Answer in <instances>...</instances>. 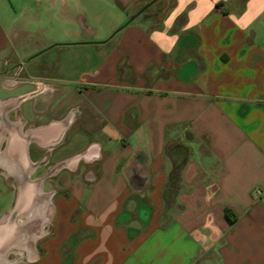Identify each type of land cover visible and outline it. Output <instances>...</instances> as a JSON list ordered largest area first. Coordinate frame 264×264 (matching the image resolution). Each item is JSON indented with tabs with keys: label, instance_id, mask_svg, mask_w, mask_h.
I'll list each match as a JSON object with an SVG mask.
<instances>
[{
	"label": "crops",
	"instance_id": "obj_1",
	"mask_svg": "<svg viewBox=\"0 0 264 264\" xmlns=\"http://www.w3.org/2000/svg\"><path fill=\"white\" fill-rule=\"evenodd\" d=\"M149 1L0 0L35 264H264V0Z\"/></svg>",
	"mask_w": 264,
	"mask_h": 264
},
{
	"label": "flooded vegetation",
	"instance_id": "obj_2",
	"mask_svg": "<svg viewBox=\"0 0 264 264\" xmlns=\"http://www.w3.org/2000/svg\"><path fill=\"white\" fill-rule=\"evenodd\" d=\"M3 112L4 111L0 110V130L1 131L9 127L8 124L5 122V119H4L5 116ZM11 129H12V132H14L15 128H11ZM5 144H6V139L5 137H3L0 140V149H3L5 147ZM4 170H6L5 165L1 163L0 164V182L4 183V185L12 187V189L14 190V202L12 204L11 209L7 211L2 216V218H0V247L4 245L8 240H10L11 237L12 238L14 237L15 239L16 237L15 232L17 230L20 231V232L18 231L19 233H17L18 241L22 239L24 242L26 241L25 240L26 236L23 234H22L23 236L21 235V229L24 226L22 224L21 214L18 215L13 222L11 221V219H8V220L4 219V217L13 208L24 209L28 200H30L34 196L33 193L35 192L33 191V187L37 184V182L32 183L24 179V177H22L21 174L20 175L18 174L17 178L7 176L3 173ZM41 207H43V204H41L39 201H38V205L37 203H35L30 209L29 213L27 214V217L31 220L37 218L38 216L43 218L45 212L44 210L43 211L41 210ZM28 246L30 247V244Z\"/></svg>",
	"mask_w": 264,
	"mask_h": 264
},
{
	"label": "rangeland",
	"instance_id": "obj_3",
	"mask_svg": "<svg viewBox=\"0 0 264 264\" xmlns=\"http://www.w3.org/2000/svg\"><path fill=\"white\" fill-rule=\"evenodd\" d=\"M116 30L117 29H115L114 31ZM114 31L112 33H114ZM112 33H110L105 39L102 40H106L112 35ZM37 58L38 56H36L34 59ZM41 184L42 183H40L39 185ZM13 202L14 190L12 189V187L4 185V183L0 182V218H2V216L11 209ZM21 220L22 224L24 225L21 229V235L23 234L26 236V241L24 242L23 239L20 241H14L10 246H8L0 253V257L1 259L3 258L7 260L8 264H35L32 249L34 248V235L37 232L38 235L40 234L39 231L41 226L43 225V219L38 216L37 218L31 220L27 217V214H23L21 215ZM29 244L30 247L28 246Z\"/></svg>",
	"mask_w": 264,
	"mask_h": 264
},
{
	"label": "water",
	"instance_id": "obj_4",
	"mask_svg": "<svg viewBox=\"0 0 264 264\" xmlns=\"http://www.w3.org/2000/svg\"><path fill=\"white\" fill-rule=\"evenodd\" d=\"M158 0H151L148 3H146L141 9H139L136 13H134L129 19L128 21L122 25L121 27H119L116 31H114V33H112V35L110 37H108L106 40L110 39L112 36H114L121 28H123L124 26H126L127 24H129L131 21H133L137 16H139L141 13L145 12L149 7H151L152 5H154ZM106 40L102 41L105 42ZM28 177V173L25 171L24 173V178L26 179ZM27 180V179H26ZM45 180L44 178L38 179L36 182L38 183V189L40 187V183H42ZM140 182V181H139ZM140 184V183H139ZM34 191L36 192V190L34 189ZM34 198V197H33ZM32 199V198H31ZM28 200V202L26 203V206L24 209H19V208H13L10 212H8V214L4 217V219H11V221L13 222L16 217L18 215H25L28 214L30 209L32 208V206L35 204V199L32 200ZM14 241V237L11 240H8L4 245H2L0 247V252H2L3 250H5L10 243L12 244Z\"/></svg>",
	"mask_w": 264,
	"mask_h": 264
},
{
	"label": "trees",
	"instance_id": "obj_5",
	"mask_svg": "<svg viewBox=\"0 0 264 264\" xmlns=\"http://www.w3.org/2000/svg\"><path fill=\"white\" fill-rule=\"evenodd\" d=\"M160 1V0H159ZM170 6V5H169ZM146 13V12H145ZM226 218H227V220L231 223V222H233L234 220H233V217H232V214H231V212H230V210H226Z\"/></svg>",
	"mask_w": 264,
	"mask_h": 264
},
{
	"label": "bare ground",
	"instance_id": "obj_6",
	"mask_svg": "<svg viewBox=\"0 0 264 264\" xmlns=\"http://www.w3.org/2000/svg\"><path fill=\"white\" fill-rule=\"evenodd\" d=\"M18 231H19V230H17V231L15 232V236H16V237H15L14 241H16V240L18 241V239H17V233L20 232V231H19V232H18ZM11 239H12V237L10 238V240H11ZM14 241H12V242H14ZM10 245H11V243H10ZM10 245H9V246H10ZM3 261H7V260H5V259H3V258L1 259V257H0V263L3 262Z\"/></svg>",
	"mask_w": 264,
	"mask_h": 264
}]
</instances>
